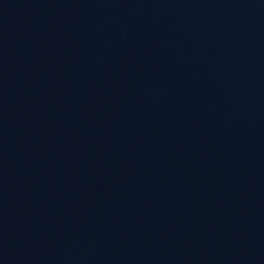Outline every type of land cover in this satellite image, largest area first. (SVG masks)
Returning a JSON list of instances; mask_svg holds the SVG:
<instances>
[{
  "label": "water",
  "instance_id": "water-1",
  "mask_svg": "<svg viewBox=\"0 0 264 264\" xmlns=\"http://www.w3.org/2000/svg\"><path fill=\"white\" fill-rule=\"evenodd\" d=\"M0 264H264V0H0Z\"/></svg>",
  "mask_w": 264,
  "mask_h": 264
}]
</instances>
